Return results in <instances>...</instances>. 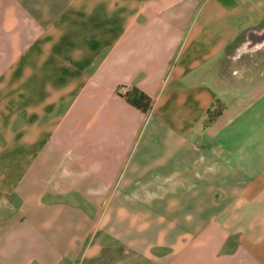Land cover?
<instances>
[{
	"label": "crops",
	"instance_id": "1",
	"mask_svg": "<svg viewBox=\"0 0 264 264\" xmlns=\"http://www.w3.org/2000/svg\"><path fill=\"white\" fill-rule=\"evenodd\" d=\"M0 264H264V0H0Z\"/></svg>",
	"mask_w": 264,
	"mask_h": 264
},
{
	"label": "trees",
	"instance_id": "2",
	"mask_svg": "<svg viewBox=\"0 0 264 264\" xmlns=\"http://www.w3.org/2000/svg\"><path fill=\"white\" fill-rule=\"evenodd\" d=\"M125 97L131 105L143 112L147 111L151 106V98L139 90L135 89L133 93L126 94Z\"/></svg>",
	"mask_w": 264,
	"mask_h": 264
},
{
	"label": "rangeland",
	"instance_id": "3",
	"mask_svg": "<svg viewBox=\"0 0 264 264\" xmlns=\"http://www.w3.org/2000/svg\"><path fill=\"white\" fill-rule=\"evenodd\" d=\"M248 69H246V70H249V71H251V72H254V71H260L261 69H260V67L259 66H256V65H249L248 67H247ZM241 70H245L244 68H243V66H242V69ZM215 111V110H214ZM214 111L213 112H211L212 114H210L207 118H211V116H213V115H215L216 113H214Z\"/></svg>",
	"mask_w": 264,
	"mask_h": 264
},
{
	"label": "built area",
	"instance_id": "4",
	"mask_svg": "<svg viewBox=\"0 0 264 264\" xmlns=\"http://www.w3.org/2000/svg\"><path fill=\"white\" fill-rule=\"evenodd\" d=\"M119 93H120L121 95L125 96L126 93H127V90L124 89V88H122V89L119 90Z\"/></svg>",
	"mask_w": 264,
	"mask_h": 264
}]
</instances>
